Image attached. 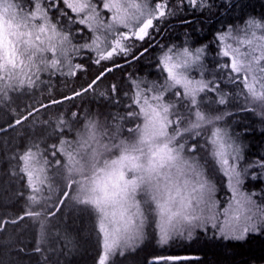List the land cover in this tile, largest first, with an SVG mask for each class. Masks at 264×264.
I'll list each match as a JSON object with an SVG mask.
<instances>
[{
    "label": "snow or ice",
    "instance_id": "obj_1",
    "mask_svg": "<svg viewBox=\"0 0 264 264\" xmlns=\"http://www.w3.org/2000/svg\"><path fill=\"white\" fill-rule=\"evenodd\" d=\"M188 3L200 7L205 0ZM171 14L168 0H0V105L11 108L13 95H32L45 83L44 75L50 80L85 71L82 63H74L85 49L95 53L94 64L102 65L86 87L63 100L41 102L38 107L26 105L24 111L11 109L14 120L0 128V133L22 126L41 109L95 93L98 83L112 71V67L103 66L104 62L114 63L116 57L136 59L132 41H145L156 27L154 22ZM248 24L261 30L259 36L251 34L258 41L256 46L247 38L237 40L236 46L227 43L229 37L236 39L231 30L216 37L220 44L216 55L230 61L218 62L216 75L224 73L229 83L237 86L236 95L244 97L242 111H253L249 104L255 105L264 117V22L249 20ZM85 31L91 34V42L73 43L75 36H83ZM205 50L206 46L195 51L188 47L169 49L158 60L160 71L166 74L163 83L133 80V94L125 93L131 102L121 118L129 122L126 128L119 123L109 125L90 114L82 120L77 112L71 114V120L63 114L58 116L54 129L60 133L58 143L45 148L41 147L43 141L30 143L13 157L20 166L12 174L25 178L27 195L17 193L18 198L25 199V211L0 220V231L25 217L38 222L33 251L46 262L41 246L47 240L50 218L71 204L98 220L99 233L103 234L98 264H109L117 252L123 256L144 243L150 216L156 218L160 246L177 236L191 239L198 229L209 227L233 242L264 230V203L254 199L255 190L249 192L243 187L248 178L264 179V158L241 167L243 144L238 136L219 126L235 113L204 110L203 94L207 92L217 93V105H227L231 99L215 80L205 79ZM193 68L198 69L199 79L190 74ZM110 88L112 93L117 91L115 85ZM169 93L175 101L166 98ZM66 132L73 133L72 138ZM201 138L205 144L199 143ZM205 145L231 193L222 209L216 199V184L200 161L199 152ZM254 168L259 173L249 176ZM189 259L158 257L153 264Z\"/></svg>",
    "mask_w": 264,
    "mask_h": 264
},
{
    "label": "trees",
    "instance_id": "obj_2",
    "mask_svg": "<svg viewBox=\"0 0 264 264\" xmlns=\"http://www.w3.org/2000/svg\"><path fill=\"white\" fill-rule=\"evenodd\" d=\"M178 3H181L180 0ZM181 5L186 8L187 14H181V18L172 21L156 22L150 37L135 52L136 59L116 57L114 63L104 62L103 66L112 67V71L98 83L95 93L89 92L48 109H41V112L34 114L22 126L0 133V220L18 217L25 211V199L17 196L20 191L27 195L25 178L12 174L13 171L18 172L20 166L19 161L13 157L23 153L30 143L43 141L42 148H45V141L50 138H55L54 143H58L60 133L54 130L58 116L63 114L65 119L71 120V114L77 112L82 120L85 114H90L109 125L119 123L126 128L130 124L121 118L126 115L131 101L125 93L128 96L133 94L130 86L133 80L146 81L148 84L150 81H165L166 74L160 71L158 60L163 52L175 49L174 39L179 38L182 41L180 48L191 37L192 40L199 39V42H192L190 49L213 46V43L220 48L216 39L218 35L229 30L234 31L232 28L250 19L264 16V0H205L202 11L199 7L191 6L188 0H183ZM168 6L169 11L172 8L179 9L175 0H168ZM85 53L88 54V58L82 63L85 71L78 72L75 77L65 78L66 86L75 84L76 89L73 91L86 87L102 70V65L93 63L95 53ZM112 85L117 88L115 93L111 92ZM53 88L52 85H47L38 90L39 92L25 96L26 99H19L11 108L2 109L0 128H6L7 124L13 122L11 109L24 111L26 105L38 107L41 102L48 104L53 99L67 96L52 97ZM100 93L105 95L102 97ZM241 102L244 105L243 96ZM249 107L253 111H242V107L235 109L236 130L232 134L238 136L243 144L244 160L241 167H246L255 159L264 158V117L258 114L260 109L255 105L249 104ZM33 120L36 121L35 124ZM44 121L49 123L45 124ZM73 127L78 125L74 124ZM65 135L72 138L73 133L66 132ZM199 143L203 144L204 139L201 138ZM199 156L201 163L212 169V177L208 178L216 184V199L222 209L231 195L226 187L227 180L209 158V146L201 150ZM259 171L250 169L249 176L252 172ZM243 187L249 192L255 190L257 196L254 199L264 203V179L248 178ZM69 207L70 204L50 218L47 240L41 246L46 262L40 253L33 251L37 246L39 223L25 217L17 224H7L0 231V264H98L99 256L103 252V234L99 233L98 220L87 212H70L67 210ZM151 223L149 228H145L146 240L136 251H127L123 256L117 253L114 258H110L109 264H153L155 258L169 256L191 259L178 262L160 260L159 264H264V230L248 235L242 242H233L222 239L218 230L209 227L207 230L198 229L191 239L177 236L168 244L160 246L157 243L154 216Z\"/></svg>",
    "mask_w": 264,
    "mask_h": 264
},
{
    "label": "rangeland",
    "instance_id": "obj_3",
    "mask_svg": "<svg viewBox=\"0 0 264 264\" xmlns=\"http://www.w3.org/2000/svg\"><path fill=\"white\" fill-rule=\"evenodd\" d=\"M149 2L152 3L153 0H149ZM175 3L177 6H179V9H176V8H172V10L170 9V12L172 14L170 16H168L166 19L162 20L163 22L172 21L173 19H179V18H181L180 17L181 14L182 15L187 14L186 8L183 5H181V3L179 4L178 0H175ZM202 7L203 6L199 7L201 11L203 10ZM250 20H256L258 22H264V16L257 18V19H250ZM154 23H156V22H154ZM69 27H73V26H69ZM232 29L234 30V31L231 30L232 36H234L236 39L229 37L227 39V43H232L233 46H236L237 40L247 38V39H253V46L257 45L258 41H256L252 37L251 34L256 33V35L259 36L261 34V30L251 27L248 24V21L245 23H242L238 26L236 25ZM150 32H151V30H150ZM85 40H87L88 42H91V34L88 33L87 31H85L83 33V36L76 35L74 40H73V43L80 44V43L85 42ZM144 42L145 41H143V42L132 41V43L135 45V49H134L135 52H137L139 50L140 46ZM192 42L193 43L199 42V39H193L192 40V37H191L190 39H188V42L185 43L184 45H182V47L180 48L182 41H180L179 38L174 39V45H176L175 50L180 51L184 47H188L190 49V45ZM205 46H206V50L202 56V63L205 66V79L215 80L217 82V84L219 85L220 90L224 93H229L231 95V99L227 105H217L215 103V101L218 99L217 93L207 92V93L203 94V103H204V105H206L204 107V110L205 111H212V112H219V113H224V112L235 113V109L238 110L240 107L243 106L242 102H241L242 96L236 95V93L239 91V89L237 88L236 85L229 83V81H228L227 77L224 75V73H219V75H216V73L219 71L218 68L216 67L217 63L218 62L219 63H228L230 61H228L227 58L219 57L218 55H216V53L218 52V49H219V48H217L216 44L213 43V46H209V45H205ZM190 50L195 51V49H190ZM85 52H88V50L87 49L83 50L79 54V56L77 58H75L74 60L76 62L83 63V61L88 58V54ZM76 62H74V63H76ZM190 74L193 77H195L196 79L200 78L198 75V69H195V68L191 69ZM65 78L66 77H63V76H59V77L53 76L49 80L48 76L44 75V76H42V80H44L45 83L42 84L38 89H36L34 93L39 92L43 87H45L47 85H52V87H54L52 89L53 90L52 91V97L64 96L66 94L68 95L73 91V89H76V86L73 83L70 84V87L66 86L65 85V83H66ZM152 82L153 81H150L149 83L151 84ZM25 96H27V95H13L14 103H12V105L15 104L16 101H18L19 99H23V100L26 99ZM166 98L171 99L173 101H175V99H176L170 93L166 94ZM207 105H210V107H207ZM6 108H7V106L0 105V113L2 112L1 111L2 109H6ZM181 111H183V109H181ZM236 116H237L236 113L234 115L226 116L225 119L220 122L219 126L223 127V128H227L232 133L234 130H236V128H235V120L237 119ZM4 118H6V117H4ZM206 131L207 130H205V132ZM54 142H55V138H50V139L45 141V144L43 147H47V145L54 144ZM203 144H205V140H204ZM205 147H208V146L205 145ZM215 170H216V168H215ZM205 171H206V174L208 177H212L210 175V173L212 172V169H210V167L206 166ZM67 210L70 212L71 211H78L71 204H70V207L67 208ZM152 220H153V216H150L148 222L146 223L145 228H147V227L149 228V226H151ZM117 253L119 254V252H117Z\"/></svg>",
    "mask_w": 264,
    "mask_h": 264
},
{
    "label": "water",
    "instance_id": "obj_4",
    "mask_svg": "<svg viewBox=\"0 0 264 264\" xmlns=\"http://www.w3.org/2000/svg\"><path fill=\"white\" fill-rule=\"evenodd\" d=\"M70 95H72V94H70ZM70 95H67V96H70ZM58 100H63V97H62V98H60V99H58Z\"/></svg>",
    "mask_w": 264,
    "mask_h": 264
},
{
    "label": "flooded vegetation",
    "instance_id": "obj_5",
    "mask_svg": "<svg viewBox=\"0 0 264 264\" xmlns=\"http://www.w3.org/2000/svg\"><path fill=\"white\" fill-rule=\"evenodd\" d=\"M153 2H159V0H153ZM153 2H152V3H153Z\"/></svg>",
    "mask_w": 264,
    "mask_h": 264
}]
</instances>
